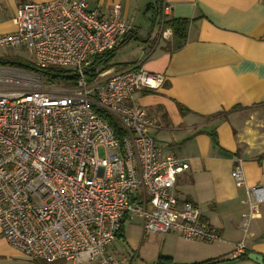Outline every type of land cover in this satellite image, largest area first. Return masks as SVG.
<instances>
[{"label": "built area", "instance_id": "built-area-1", "mask_svg": "<svg viewBox=\"0 0 264 264\" xmlns=\"http://www.w3.org/2000/svg\"><path fill=\"white\" fill-rule=\"evenodd\" d=\"M92 1L21 4L15 31L0 36L2 48L26 47L35 67L78 77L75 86L49 87L22 70H0V234L20 254L49 264H125L111 246L127 220L147 233L220 240L197 205L176 194L189 164L162 151L153 135L160 121L135 100L137 92L163 88L167 77L138 67L98 69L89 80L93 59L133 29L120 4L102 13ZM164 14L160 37L171 39ZM98 110L118 121L122 138ZM231 175L246 190L241 219L248 234L262 216L264 187L247 184L240 162ZM249 253L243 239L231 258Z\"/></svg>", "mask_w": 264, "mask_h": 264}, {"label": "crops", "instance_id": "crops-1", "mask_svg": "<svg viewBox=\"0 0 264 264\" xmlns=\"http://www.w3.org/2000/svg\"><path fill=\"white\" fill-rule=\"evenodd\" d=\"M49 1L0 0V36L15 31L19 5ZM115 4L139 40L127 41L116 53L125 58L118 62L115 56L109 69L143 67L167 77L163 88L137 92L135 100L160 121L153 135L162 151L189 164L176 194L197 205L220 240L147 233L139 221L127 220L111 250L125 264H257L231 258L243 239L264 257V206L245 234L247 194L231 172L240 162L247 184L264 187V0H93L90 8L104 13ZM158 4L170 7L163 13L167 18L193 20L179 49L170 48L173 37H160ZM138 42L131 56L127 51ZM179 105L189 112L181 113ZM214 132L218 145L210 136ZM19 254L0 234V261Z\"/></svg>", "mask_w": 264, "mask_h": 264}, {"label": "trees", "instance_id": "trees-1", "mask_svg": "<svg viewBox=\"0 0 264 264\" xmlns=\"http://www.w3.org/2000/svg\"><path fill=\"white\" fill-rule=\"evenodd\" d=\"M157 11L158 13H162L163 15V6L161 4L157 5ZM192 21L193 20H190V19H174V18H167V17L165 18L163 22L164 27L169 28L172 31V37H173V43H172V46H170V48L179 49L187 42L188 32H189V28H190ZM134 39L139 40L137 36L130 34L122 41V43L120 44L118 48H116L115 50L107 54H104L102 56H99L93 59V61L91 62V64L89 65L87 69L89 80L91 81L96 77V71L98 69H102V70L109 69L111 67L110 63L115 58L117 51L122 46H124L127 43V41H131ZM0 66H9V67H14L18 69L28 70V71H31L39 75L40 77L44 78L48 82H64L68 85L75 86L78 81L77 74L72 72L71 70H67L64 68H58V67H50L46 69H41V68L35 67L31 63H28L22 60H17L16 58H11V59L0 58ZM179 109L181 113L183 114H186L189 112L182 105H179ZM98 113L101 115V117L104 118L105 121H107L114 128L118 137L122 138L124 135V132L122 131V128L120 127V124L118 123V121L103 111L98 110ZM210 136H211L213 144L218 145L216 133L215 132L211 133ZM238 259L244 260V259H247V257H242ZM41 262L45 264H49L44 261H41ZM218 262L220 261H206L200 264H215ZM56 263H61V262H56ZM56 263H51V264H56Z\"/></svg>", "mask_w": 264, "mask_h": 264}, {"label": "rangeland", "instance_id": "rangeland-1", "mask_svg": "<svg viewBox=\"0 0 264 264\" xmlns=\"http://www.w3.org/2000/svg\"><path fill=\"white\" fill-rule=\"evenodd\" d=\"M142 43H134L133 45H131V47L128 49V53L132 56L133 55V48H136L138 45H141ZM125 54H123V52L118 53V55H116V58L114 61H120L122 60ZM136 55V54H135ZM0 58H5V59H11V58H16L17 60H22L28 63H33V56L31 55L30 51L22 46V47H17V48H11V49H5L0 47ZM4 68H14V67H9V66H0V70L4 69ZM17 70H22L24 73L29 74V77L37 80L40 84H43L44 86H49V87H62V86H73V85H68L64 82H48L46 81L44 78L40 77L39 75L28 71V70H23V69H18L15 68ZM101 155H103V152L101 151L100 153ZM135 257V254H133L130 257V260L132 258ZM133 260V259H132ZM131 260V261H132ZM6 262L4 261H0V264H45L41 261L38 260H32L29 259L28 257L19 254V256L15 257V258H8L5 259ZM56 264H69V263H65V262H61V263H56Z\"/></svg>", "mask_w": 264, "mask_h": 264}, {"label": "water", "instance_id": "water-1", "mask_svg": "<svg viewBox=\"0 0 264 264\" xmlns=\"http://www.w3.org/2000/svg\"><path fill=\"white\" fill-rule=\"evenodd\" d=\"M247 258L257 264H264V257L258 253L251 252L248 254Z\"/></svg>", "mask_w": 264, "mask_h": 264}]
</instances>
